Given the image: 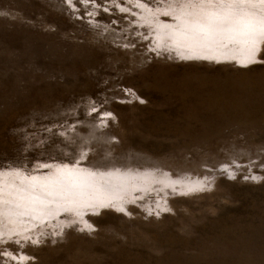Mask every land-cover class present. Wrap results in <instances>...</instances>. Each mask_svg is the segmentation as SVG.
Instances as JSON below:
<instances>
[{"label": "rangeland", "instance_id": "rangeland-1", "mask_svg": "<svg viewBox=\"0 0 264 264\" xmlns=\"http://www.w3.org/2000/svg\"><path fill=\"white\" fill-rule=\"evenodd\" d=\"M72 2L0 0V264H264V62L163 40L173 0ZM61 169L111 206L10 211Z\"/></svg>", "mask_w": 264, "mask_h": 264}, {"label": "snow or ice", "instance_id": "snow-or-ice-1", "mask_svg": "<svg viewBox=\"0 0 264 264\" xmlns=\"http://www.w3.org/2000/svg\"><path fill=\"white\" fill-rule=\"evenodd\" d=\"M81 2L86 4L89 0H81ZM64 4L68 8L75 7L72 0H64ZM89 15L91 14L89 13ZM165 15H171L172 20L175 21L170 26V30L163 35L162 39L165 41L176 37L198 41L218 36L222 41L242 45L246 64L264 62V55H260L264 53V0H173L171 13L166 12ZM127 94L126 91L125 95ZM133 99H139V97L133 94ZM140 103H144L143 99H140ZM96 111L93 107L92 112ZM108 117L109 112L104 111V114L100 116L98 127H103L104 121ZM60 128L62 130L59 132H53L52 129H47V131L52 135L63 137L69 129L63 128V125ZM85 155L86 153L82 150L81 157ZM250 163L254 162L250 161ZM260 163L261 166H264V158H261ZM223 165H227V167ZM41 167L48 166L41 165ZM231 168L232 162L226 160L222 162L220 171L222 174L227 172L229 177L233 178L231 171H229ZM60 175L70 179L67 182H61L57 179ZM78 175V173L64 172L61 169L55 176L44 181H37L36 177L33 176L21 177L23 187L19 188V192L23 195L10 193L13 197L8 201L10 211L23 208L24 214L31 213L43 216L58 214L63 210L82 218L83 213L80 211L82 207L91 208L93 214L99 215L98 209L111 206L110 203L102 200L98 203L85 202L82 204L80 197L83 196V190L87 185L85 182L71 179ZM252 179L257 178L253 176ZM203 187V185L188 186L186 191H202ZM3 203L2 192H0V204ZM116 210L124 212L123 207H117ZM82 223L84 227L77 229L78 231L85 229L89 232L95 231L92 224L86 221H82ZM32 243L36 244L37 241H32ZM3 255L7 256V253L5 252Z\"/></svg>", "mask_w": 264, "mask_h": 264}, {"label": "bare ground", "instance_id": "bare-ground-1", "mask_svg": "<svg viewBox=\"0 0 264 264\" xmlns=\"http://www.w3.org/2000/svg\"><path fill=\"white\" fill-rule=\"evenodd\" d=\"M172 10V9H171ZM164 26V25H163ZM168 26V25H167ZM166 25H165V27H167ZM155 28H156V26H155ZM158 28V27H157ZM161 28H162V26H161ZM169 28V27H168ZM159 29V28H158ZM162 30H163V28H162ZM155 31H156V29H155ZM165 31V30H164ZM157 34V33H156ZM162 34H165V33H162ZM155 35V34H154ZM159 35V34H158ZM160 36V35H159ZM176 39H178V40H176ZM171 40V39H170ZM220 40H222L220 37H209V38H207V39H201V40H198V41H191V40H187V39H184L183 37H176V38H173V41L174 42H176V43H178V44H188L189 46H192V47H198V48H200L201 50L202 49H205V50H208V53L209 54H214V55H220L222 52V49H221V51L220 50H217L218 48L217 47H215V45L216 44H218V43H220ZM169 42V41H168ZM218 42V43H217ZM223 43V42H222ZM185 44H184V48H186L185 47ZM224 44V43H223ZM171 46H172V44H171ZM224 46H225V44H224ZM181 47H183V46H181ZM180 47V48H181ZM228 47V46H227ZM190 48V47H189ZM190 49H194V48H190ZM198 50V49H197ZM226 50V49H225ZM196 51V50H195ZM228 51V50H227ZM192 52V51H191ZM198 52V51H197ZM207 52V51H206ZM195 53V52H194ZM227 53V52H226ZM183 54V53H182ZM191 54V53H190ZM204 54V53H203ZM227 54H229V53H227ZM202 55V54H201ZM242 55H244V54H242ZM189 56V55H188ZM206 56V55H205ZM197 57H199V54H197ZM210 57V56H209ZM214 57H216V56H214ZM220 57V56H219ZM206 58V57H205ZM222 58V57H221ZM216 59H217V57H216ZM64 172H70V171H66V170H63ZM73 173V172H72ZM62 176V178L60 179L59 178V180L61 181V182H67L70 178L69 177H67V176H64V175H61ZM71 179H73V180H79V181H82V182H85L86 183V187L84 188V190H83V196L82 197H80V200L83 202V200H86V202H93V200H100V199H102V198H100V197H98V195L93 191V189L91 188V186H92V183L89 181V178L88 177H86L85 175H78V176H75V177H72ZM113 179H116V178H113ZM116 183H118V182H120V180H116L115 181ZM125 184V183H124ZM122 185V187H124L125 185ZM139 187V186H138ZM88 191L89 192H93L94 193V196H88ZM6 192H9V193H17V194H19V195H23L22 193H20L19 192V188H18V191H14V192H11V191H7L6 190ZM115 191H113V192H111L112 194H115L114 193ZM88 199V200H87ZM104 201V200H103ZM84 203V202H83ZM21 211L22 212H24V209L23 208H21ZM29 215H33V214H31V213H29Z\"/></svg>", "mask_w": 264, "mask_h": 264}]
</instances>
